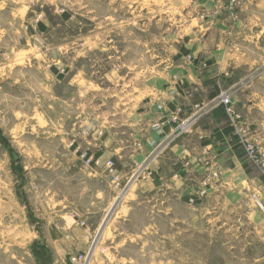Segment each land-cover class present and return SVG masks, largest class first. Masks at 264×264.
<instances>
[{"label": "rangeland", "instance_id": "1", "mask_svg": "<svg viewBox=\"0 0 264 264\" xmlns=\"http://www.w3.org/2000/svg\"><path fill=\"white\" fill-rule=\"evenodd\" d=\"M167 1L0 0V264H264V170L252 161L244 192L239 177L225 180L235 187L222 185L218 171L194 173L185 191L141 194L126 218L114 208L108 228L80 242L71 234L87 226L71 216L73 198L92 196L70 178L81 172L64 167L100 162L98 104L131 103L196 29L164 10ZM228 9L244 21L228 35L239 31L236 45L248 57L244 83H258L264 103V0H229ZM223 93L233 102L235 91ZM238 127L247 161L245 144L264 150V124ZM106 165L116 171L113 160ZM113 180L128 201L129 186ZM56 227L69 234L55 235Z\"/></svg>", "mask_w": 264, "mask_h": 264}, {"label": "crops", "instance_id": "2", "mask_svg": "<svg viewBox=\"0 0 264 264\" xmlns=\"http://www.w3.org/2000/svg\"><path fill=\"white\" fill-rule=\"evenodd\" d=\"M228 4L229 0H168L164 10L171 14L182 13L186 21L183 25L196 28L195 31L177 41L175 52L167 54L169 64L156 76L145 79L142 92L131 103L118 100L107 111L104 101L98 104L97 129L103 135L93 155L100 162L89 168L77 162L64 167L65 171L81 172L70 178L77 180L79 176L84 180V193L92 196L87 201L82 198L72 201L71 216L81 218L87 224L85 228L77 224L78 228L71 231V234L79 235V242L103 227L108 228L109 214L114 208L115 217L126 218L131 214L132 202H136L134 199L141 194L157 190L185 191L186 183L194 173L218 171L222 185L235 187V183L225 180L239 177L241 192L250 186L251 172L237 130L243 122H250L259 130L264 124L261 120L264 103L258 92L259 84L250 87L244 83L252 69L248 57L236 45L239 31L234 29L231 38L228 37L229 29L241 26L244 21L231 19ZM225 90L236 92L233 118L222 108L215 109L204 116L189 135L178 139L174 138L175 124L166 123L159 130L153 129L164 115L170 118L182 108L180 116L184 118L194 106L215 100ZM122 107H126L127 112L123 125L121 120L117 124V118L120 119L125 111L121 112ZM106 123H110L109 131L104 126ZM109 160L116 166L113 174L106 165ZM91 171L97 173L90 176ZM138 171H143V177L134 179ZM114 177L129 186L128 201L119 200L120 192H116ZM258 181L263 188L264 180L259 178ZM95 183L98 189L94 188ZM65 217L69 218L67 214ZM53 230L55 235L69 234L59 227Z\"/></svg>", "mask_w": 264, "mask_h": 264}, {"label": "built area", "instance_id": "3", "mask_svg": "<svg viewBox=\"0 0 264 264\" xmlns=\"http://www.w3.org/2000/svg\"><path fill=\"white\" fill-rule=\"evenodd\" d=\"M160 109H162V105L159 106ZM222 108L227 115L230 118H233L235 116V110H234V103L232 102V99L228 97L225 93H220V95L215 99L212 100L209 103H204L201 105L194 106L192 109V112L189 116L186 118H180L179 114L182 112L181 108H179L173 116L170 118H167L166 115L163 116L162 119H165L163 122V127H165L166 123L175 124L174 128V138H178L184 134H190L194 127L197 125V123L206 115L210 114L213 110ZM159 126V125H157ZM247 156H249L248 161L254 162L260 169L264 170V150H258L256 151L255 148L248 147L247 144H245ZM202 164L205 166L208 165L202 160H200Z\"/></svg>", "mask_w": 264, "mask_h": 264}]
</instances>
